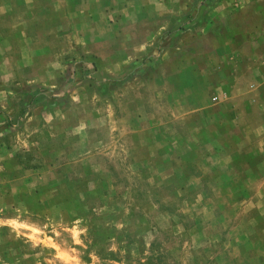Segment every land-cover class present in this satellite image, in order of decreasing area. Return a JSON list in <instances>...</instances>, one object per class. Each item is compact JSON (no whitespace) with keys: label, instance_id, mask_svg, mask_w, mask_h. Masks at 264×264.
<instances>
[{"label":"rangeland","instance_id":"1","mask_svg":"<svg viewBox=\"0 0 264 264\" xmlns=\"http://www.w3.org/2000/svg\"><path fill=\"white\" fill-rule=\"evenodd\" d=\"M190 2L125 76L68 72L63 114L29 120L18 72L0 264H264V0Z\"/></svg>","mask_w":264,"mask_h":264},{"label":"crops","instance_id":"2","mask_svg":"<svg viewBox=\"0 0 264 264\" xmlns=\"http://www.w3.org/2000/svg\"><path fill=\"white\" fill-rule=\"evenodd\" d=\"M190 1L24 0L28 10L12 18L10 30L0 26V105L12 113L19 101L17 75L23 69L31 72L27 84L34 96L27 105L29 120L32 114H63L40 103L67 97L57 92L66 88L68 72L78 74L86 65L95 74L125 76L155 52L158 24L173 22L182 8L193 5ZM13 8L9 5L8 12Z\"/></svg>","mask_w":264,"mask_h":264}]
</instances>
